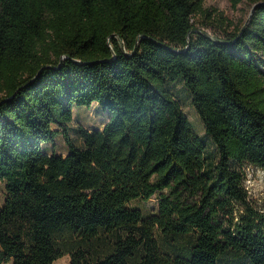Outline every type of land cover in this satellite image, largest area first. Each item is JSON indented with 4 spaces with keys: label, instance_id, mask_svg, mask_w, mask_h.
<instances>
[{
    "label": "trees",
    "instance_id": "trees-1",
    "mask_svg": "<svg viewBox=\"0 0 264 264\" xmlns=\"http://www.w3.org/2000/svg\"><path fill=\"white\" fill-rule=\"evenodd\" d=\"M251 1L243 32L214 37L197 27L218 14L205 0H0V264H264V208L245 186L246 166L264 169V0ZM95 105L107 120L80 125L79 145L74 107ZM156 195L149 216L130 206ZM156 231L185 248L164 251Z\"/></svg>",
    "mask_w": 264,
    "mask_h": 264
},
{
    "label": "rangeland",
    "instance_id": "rangeland-1",
    "mask_svg": "<svg viewBox=\"0 0 264 264\" xmlns=\"http://www.w3.org/2000/svg\"><path fill=\"white\" fill-rule=\"evenodd\" d=\"M205 8L218 11L216 13L224 15L225 19L223 24L218 20V14L214 18L200 17L197 22V27L214 37H222L223 35L219 32L220 30L214 25H222L229 28V24H233L231 29L235 26H242L246 23L249 18L254 4L251 0H240V2L235 6V0H205ZM167 87L170 91L178 98L181 105L183 106L184 112L187 114L189 120L191 121L192 127L200 136L204 137L207 144L208 155L214 156L213 159H217V146L209 134H206L205 128L202 120L200 119L197 111L192 105L191 94L186 89L183 81H177L174 83H168ZM107 120V114L98 106H75L74 107V120L70 124V135L74 138L77 144H81V139L79 138L77 131L80 125L86 127L87 129L102 126L104 121ZM54 147L59 150V152H64L66 150V145L61 137H57ZM212 155H211V154ZM246 179L245 186L248 190L249 198L251 202L263 209L264 208V169L256 166H246ZM6 195V188L4 181L0 180V200L1 203L4 201ZM133 208H139L143 211L144 216H149L155 213L158 209V195L152 197L150 200L137 199L130 203ZM156 236L164 251L176 254L180 249L185 248L186 240H176L171 239L160 232L156 231ZM3 264H13L3 263ZM54 264H71L70 256L66 255L58 259ZM225 264H248L246 259H234L233 261Z\"/></svg>",
    "mask_w": 264,
    "mask_h": 264
},
{
    "label": "water",
    "instance_id": "water-1",
    "mask_svg": "<svg viewBox=\"0 0 264 264\" xmlns=\"http://www.w3.org/2000/svg\"><path fill=\"white\" fill-rule=\"evenodd\" d=\"M257 5L258 4H255L253 6L252 11H251V14H250L249 18L247 19L246 23L243 25L241 32H243V30L246 28L247 24L250 22L251 16H252V14H253V12H254V10H255V8H256Z\"/></svg>",
    "mask_w": 264,
    "mask_h": 264
}]
</instances>
